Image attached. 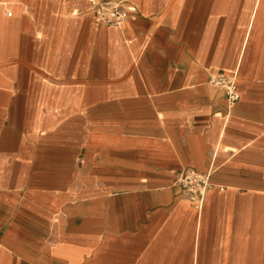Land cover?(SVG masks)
Returning <instances> with one entry per match:
<instances>
[{"label":"crops","instance_id":"obj_1","mask_svg":"<svg viewBox=\"0 0 264 264\" xmlns=\"http://www.w3.org/2000/svg\"><path fill=\"white\" fill-rule=\"evenodd\" d=\"M121 1L0 0V264H264V0Z\"/></svg>","mask_w":264,"mask_h":264},{"label":"built area","instance_id":"obj_2","mask_svg":"<svg viewBox=\"0 0 264 264\" xmlns=\"http://www.w3.org/2000/svg\"><path fill=\"white\" fill-rule=\"evenodd\" d=\"M92 18L96 23L120 27L128 19L126 7L121 0H91ZM10 14V13H8ZM211 86L223 91L229 105L239 98L236 77L233 73L218 71L208 78ZM174 183L181 189L182 196L199 207L212 187L209 172H197L190 168L172 170Z\"/></svg>","mask_w":264,"mask_h":264}]
</instances>
